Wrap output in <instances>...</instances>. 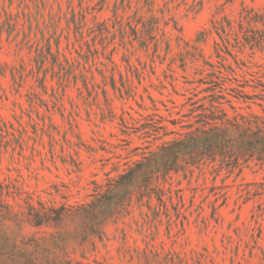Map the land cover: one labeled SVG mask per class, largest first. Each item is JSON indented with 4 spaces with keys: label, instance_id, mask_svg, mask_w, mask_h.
<instances>
[{
    "label": "rangeland",
    "instance_id": "obj_1",
    "mask_svg": "<svg viewBox=\"0 0 264 264\" xmlns=\"http://www.w3.org/2000/svg\"><path fill=\"white\" fill-rule=\"evenodd\" d=\"M242 7L264 0H0V264H264V196H239L264 165L117 177L208 105L219 88L200 81L226 63L211 21ZM152 14L157 48L122 34ZM222 55L239 80L264 73V52L245 49L241 69ZM261 89L233 106L264 115ZM153 113L167 129L135 128Z\"/></svg>",
    "mask_w": 264,
    "mask_h": 264
},
{
    "label": "trees",
    "instance_id": "obj_2",
    "mask_svg": "<svg viewBox=\"0 0 264 264\" xmlns=\"http://www.w3.org/2000/svg\"><path fill=\"white\" fill-rule=\"evenodd\" d=\"M117 22L120 24L123 35L129 29L134 40L145 36L144 41L153 42L155 48H157V37L160 32H163L159 17L152 14L146 21L142 17ZM164 25L167 24L164 23ZM107 27L108 25L105 26L106 32H108ZM209 33H214L220 40V42L215 43V53L219 60L226 62L221 65V68L227 74L223 73L221 68L209 65L212 68V71L207 73L210 81L201 80L200 83H215L219 88L218 91H215V88L212 87L205 88V91L210 90L212 92L209 95L211 99L208 101V105H200V113L193 116L187 115L189 119L185 124H181L177 119L171 121L173 125L180 123L182 131L179 129L171 131L169 133L172 134L171 139L163 140L154 149L150 150V158L147 159V162L143 161L146 159L144 156L140 157V160L131 161V163L130 161L126 162V168L122 170L123 174L119 173L117 176L123 179L119 183L120 186L123 187L131 182L139 173L151 171V166L156 165L158 161L163 164L160 166L164 175L167 176L171 172L178 173L179 170H190L193 167L200 169L203 165L215 166L218 164L220 167H226L229 172L251 163L264 165V115L253 112L242 113L232 103V98L237 99L234 92H243L244 87H252L253 92L261 87L263 88L261 91H264V73L260 68L261 66H257V71L249 73L250 79H246L243 75L240 76L245 81V85H240L242 80L236 77L237 73L233 66L222 55L223 53L230 56L237 67L241 69L239 64L247 67V62L238 57L245 49L250 50L252 53L256 51L264 52V12L242 7L235 20L226 17L214 18L211 21ZM230 75L231 78L228 79L227 77ZM225 78L228 79V82L225 81ZM239 88L243 90L240 91ZM243 94L245 95L244 100L253 101L257 96L256 94ZM224 103L229 105L231 113L223 108ZM193 104L191 105L193 106ZM193 108L195 107L191 108V113L195 111H192ZM262 110L264 112V109ZM123 121L125 124L127 123L125 120ZM163 121L162 116L153 113L137 121L138 125L134 127L144 133H148L150 129L154 130V128L167 129ZM179 162H182V164H179ZM148 180L146 181L148 182ZM156 196L157 200L162 202L161 197ZM239 196L247 201L261 198L264 196V180L245 184ZM257 208L255 217L259 218L264 214V201Z\"/></svg>",
    "mask_w": 264,
    "mask_h": 264
}]
</instances>
